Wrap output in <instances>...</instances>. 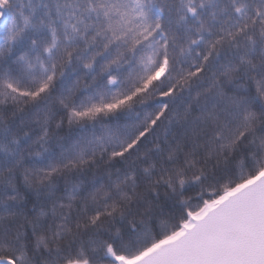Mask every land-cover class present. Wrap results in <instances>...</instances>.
<instances>
[{"label":"snow or ice","instance_id":"6c2138e0","mask_svg":"<svg viewBox=\"0 0 264 264\" xmlns=\"http://www.w3.org/2000/svg\"><path fill=\"white\" fill-rule=\"evenodd\" d=\"M0 264H264V0H0Z\"/></svg>","mask_w":264,"mask_h":264}]
</instances>
